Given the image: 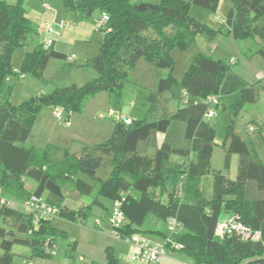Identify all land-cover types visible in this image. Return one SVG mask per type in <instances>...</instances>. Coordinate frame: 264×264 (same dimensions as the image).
Masks as SVG:
<instances>
[{
	"label": "trees",
	"instance_id": "1",
	"mask_svg": "<svg viewBox=\"0 0 264 264\" xmlns=\"http://www.w3.org/2000/svg\"><path fill=\"white\" fill-rule=\"evenodd\" d=\"M62 1L71 12L85 18L98 17L103 12L109 15L100 51L86 63L95 77L82 85L72 83L39 93L17 105L11 101L13 88L6 83L8 76L30 73L46 81L50 61L67 60V56L52 45L45 47L42 42L29 41L39 31L27 16L25 0L13 4L0 0L3 196L25 201L33 194L41 197L47 194L46 200L59 208L58 217L69 221H87L100 197L112 204L120 199L126 216L120 229L123 235L152 233L143 229L152 216L162 221L176 219L184 233L172 237L183 247L175 249L166 242L168 251L179 252L195 264H264V157L252 137L237 131V121L245 113L246 105L258 103L264 91V82L250 79L252 72L246 79L225 62L199 53L180 81L171 74L158 79L149 96L146 118H131L129 125L117 120L106 140L82 145L79 152L63 151L57 146L39 149L25 145L44 106L62 107L64 113H71L81 111L86 101L100 91L120 94L129 71L140 61L172 70L173 48H186L200 34L216 33L191 15V5L217 12L220 0ZM230 1L232 8L223 29L232 32L238 41H253L256 50L248 56L250 59L264 58V0ZM30 45L33 50L25 54L19 72L15 73L12 62L15 50ZM176 84L180 87L178 92L173 90ZM211 95L219 96L222 109L231 112L222 143L225 151L222 169L213 167L216 129L205 117L206 100ZM168 98L177 100L176 110L165 105ZM159 134L163 135L161 144ZM235 154L240 161L234 179L230 173ZM79 173L94 180V199L79 206L66 204L67 183L74 181L77 194H89L75 181ZM210 176L212 192L207 196L201 184L204 177ZM29 179L34 185L28 184ZM223 212H232L253 232L259 231L260 237L234 234L217 240ZM0 220L7 223L0 228V264H12L19 254L16 246L30 249L27 260L46 256L52 239L62 234L51 225L50 219L41 220L36 227L32 214L2 204L1 196ZM75 250L73 241L67 254L75 259V264H80L79 257L73 254ZM107 259L109 264H117L110 250Z\"/></svg>",
	"mask_w": 264,
	"mask_h": 264
},
{
	"label": "rangeland",
	"instance_id": "2",
	"mask_svg": "<svg viewBox=\"0 0 264 264\" xmlns=\"http://www.w3.org/2000/svg\"><path fill=\"white\" fill-rule=\"evenodd\" d=\"M7 1L10 2L11 0ZM58 1L59 0H46V2H43L40 0H30L27 3L25 0L24 5L25 8L27 7L26 3L30 7L43 6V4L45 3H48L50 6H52L56 5ZM145 1L154 3L161 2V0ZM187 1L191 2L192 0ZM32 2L33 4H31ZM59 2H61L60 4H62V0H60ZM60 8L65 10V7H63V5H61ZM231 8L232 3L230 0H220L217 12H213L207 8H203L197 5H191V15L203 24H206L208 27L214 29L216 31L214 35L209 36L207 34H200L186 48H173L171 50V57L174 62L172 70L158 69L146 62L140 61L138 63L139 66H136L134 69L129 71L120 94L110 91H100L86 101L81 111H75L71 113L65 111V115L75 116L76 118V120H74L73 122V128L75 130H73L74 134H72V138H74V140H70L68 138L69 132H67L68 130L70 131L72 127H69L67 129V126L63 124L64 121H61L58 117H56L54 110L55 107L44 106L41 109L31 129V137L25 142V145L31 146V143L33 142L36 145V148L46 149L48 146H57V142H60L63 143L60 146L63 151L70 150L71 152H79V147L82 145H93L106 140L110 136H101L99 138H96L94 134L96 130H98L97 132H99V128L101 127L100 124H102V122L107 124L115 122L116 124L118 118L122 115H128L137 120L146 118L150 108L149 96L151 92L156 88V81L160 77H165L169 74H171L172 77L177 81H180L199 53H204L215 59L225 62L226 64L230 65L231 70L234 73H238L244 76L246 79H248L251 75L250 79L261 80L262 82H264V58L257 56L253 59H250L248 57L250 54H252V52L256 50L253 41H238L232 32L223 29L227 15L230 12ZM66 10L67 11L62 14V17L65 18L67 14L69 17H74L73 14L75 13L71 12L69 9ZM217 16H220V18L218 19ZM65 20L68 19L65 18ZM35 26H37V24H35ZM103 35L104 33L102 31L98 33V36L100 37H103ZM38 36L39 35H32L30 37H35V42H38L40 39ZM66 49V51H68L70 55L72 53H75L76 58L74 57V60L69 62L70 65L65 64L66 60L52 59L45 73L46 81L39 79L30 73H27L28 78L22 81L20 85L6 82L7 84L14 86V96L18 97V95H20L19 92H17L19 90L17 87L19 86L22 95H24V97L30 98L32 96H35L38 91L50 92L56 87H63L72 83L82 85L95 77L94 70L86 66L87 59H84L83 57H81V55L78 54L79 52L82 53V49H84L82 46H77V48L72 49ZM19 50L20 48H17L15 50V57H17ZM232 59L235 60L234 63L231 61ZM173 90L178 92L180 91V87L176 84L173 86ZM168 96H170L169 93ZM109 101L110 107L112 108L110 110L108 108ZM165 105L170 110H176L178 107L177 100H173L171 98L166 99ZM257 106L259 107V111H255L256 113H254L253 115V113L251 112L252 107L250 105H246L245 113L237 121V131L242 134H246L247 136H249V138L252 137V140L256 142L260 154L264 157V114L261 113L264 111V91H261L260 93V99ZM111 110L115 112L114 118L109 116ZM230 118L231 112L222 109V100L219 97L218 104L216 105V115L212 118H206V121L216 129L217 144L215 145V151L212 159L213 167L215 169H222L224 166L225 151L222 147V143L224 142V139L226 137ZM239 161L240 156L235 154L233 156L232 169L230 173L231 177L234 179L237 175ZM110 170L111 167L106 169L108 173ZM75 178V181L82 184L84 190L89 194H77V192L74 190V181L67 183L65 185L67 190L66 203L69 205L78 206L81 203L86 204L88 202H92L95 193L94 180L83 173H79ZM211 178L212 177L210 176L204 177L202 179V189L207 196H210L212 192ZM33 182V180H28V184L34 185ZM75 195L77 196L76 198L74 197ZM180 195H182V190L180 191ZM46 197L47 194L44 195L45 199ZM100 199L106 203L110 202L108 199L103 197H100ZM151 218L156 219V217L154 216H152ZM95 219L96 217L93 210L90 216V224H92ZM51 221L53 223V227L63 234L54 237V239L60 242L61 240H66V249L68 248L69 243L73 242L69 240L68 233L77 236L80 235L81 231H83V227L76 221H69L58 217L53 218ZM2 226H7V223L3 220H0V228ZM219 232L220 235H222L221 229H219ZM1 241L2 238L0 237V243ZM15 250L18 253L27 251L25 247L21 246H16ZM1 253L2 250L0 248V254ZM44 258H47V256L34 257L33 264L43 263V261H41L40 259ZM12 264H24L23 256H21L20 254L15 255Z\"/></svg>",
	"mask_w": 264,
	"mask_h": 264
},
{
	"label": "crops",
	"instance_id": "3",
	"mask_svg": "<svg viewBox=\"0 0 264 264\" xmlns=\"http://www.w3.org/2000/svg\"><path fill=\"white\" fill-rule=\"evenodd\" d=\"M3 1H6L11 4L17 2V0H11L10 2L7 0H3ZM29 1L30 0H26L27 3ZM59 1L57 2L56 5H52V6H50L47 3L48 7H46L44 4L43 6H39V7H30L26 3L28 18L33 22V24L34 23L37 24L36 28L39 31L38 37L40 38L38 42H42L45 45V47L52 45V47H54L55 50L66 54L67 60L65 61V64L70 65L69 62L73 61L74 57L76 58L75 53H72L70 55L68 51H66L67 50L66 48L72 49V48H77V46H82L84 48L82 49V53L80 52L78 53L79 55H81V57L87 60L89 58L94 57L99 53L101 42L103 39V37L98 36V33L100 32H97L94 27L95 19L97 17L92 16L89 18H85L78 14H73L74 17L72 16L69 17L67 14L65 18H67L68 21L71 22V24L68 25L71 27L68 26L61 27L60 22L62 20H65V18L62 17V14H64L67 11L66 9L68 8L65 7L63 1L62 4H60L61 2ZM31 4H33V2ZM61 5L65 7L64 8L65 10L60 8ZM217 18L219 19L220 16H217ZM28 39L29 41L35 43V37H29ZM33 48H34L33 45L20 48L17 57L14 56L16 51L14 52L12 62L15 70H19L25 54L27 52L32 51ZM137 66H139V64ZM27 78H28V74H22V75H12L10 81H7V79L5 80L6 82H11L13 84L15 83L17 85H20V83H22V81L26 80ZM157 82L158 80L156 81L155 87L157 85ZM10 86L13 88L11 101L14 104L19 105L25 100L29 99L27 97H24V95H22L21 89L19 88L20 86L17 87L19 89L17 92H19L20 95H18V97L14 96L15 94L14 86L13 85ZM42 92L43 91H38L36 95ZM249 105L252 107L251 112L253 113V115L254 113H256L255 111H259V107L257 106L258 103L249 104ZM108 108L109 110L112 109L110 107V101L108 103ZM54 110L56 115L57 108H54ZM261 113L264 114V111ZM126 116L133 119V117L131 116L128 115ZM60 120L64 121L63 124L67 126V129L69 127H72V129L70 131L68 130L67 132H69L68 138L70 140H74V138H72L73 136L72 134H74L73 130H75L73 128L74 127L73 122L74 120H76L75 116L65 115L64 113L63 118ZM67 120H69V124L66 123ZM100 125L101 127L99 128L100 129L99 132H97L98 130L94 132L96 138H99L101 136L109 137L112 134L116 124L115 122L114 123L112 122L111 124L102 122V124ZM31 133L29 135V138L31 137ZM158 138L159 141H162L163 135L159 134ZM161 143L162 142H160V144ZM62 144L63 143L57 142L56 145L59 146L60 148ZM31 146L36 147V145L33 142L31 143ZM89 203L90 202L86 204ZM82 204L85 203H81L79 205ZM111 205H112L111 202L106 203L100 198H98V200L96 201V205H94L93 207L96 217L95 221L92 224H90V218L87 219V221L77 220L76 222L80 223V225L83 227V231L80 232V235L75 236L67 232L69 236V240L76 242V250L73 253L75 257L83 256L90 264H109V261L107 259V252L108 250H110L111 252L114 253L117 259V264H130L132 257L138 255L139 249L135 244L115 239L110 234L109 232L110 224L108 221V215L111 209ZM231 216H233L232 212H223L221 215V222L228 220ZM52 219L53 218L50 219V223L53 226V223L51 221ZM98 219L102 222L101 226H98L97 224ZM143 229L150 230V232L152 233L141 234V235L147 238L148 240H150L152 243L159 245L165 243L166 241L165 237H169L171 235L177 236L178 234L180 235L184 233V231H182L181 229H177L173 225L171 219L167 221H162L157 218L156 219L150 218L143 226ZM219 229L221 228L220 227L218 228L216 233V238L217 240L221 241L224 238V235L223 233L222 235H220ZM66 246H67L66 240L63 241L61 240V242L55 239L52 240L47 248V255H46L47 258L40 259L41 261H43V263L40 264H75L74 261L75 259L73 257L68 256ZM26 249L27 251L25 252H19V254L24 258V264H26V260H27L26 258H29V256L31 255L30 249L28 248ZM33 259L34 257L31 258L30 260L33 262ZM185 261L195 264L191 258L182 255L179 252L170 250L168 254L164 257L161 264H182Z\"/></svg>",
	"mask_w": 264,
	"mask_h": 264
},
{
	"label": "built area",
	"instance_id": "4",
	"mask_svg": "<svg viewBox=\"0 0 264 264\" xmlns=\"http://www.w3.org/2000/svg\"><path fill=\"white\" fill-rule=\"evenodd\" d=\"M48 7V4H44ZM109 21V15L106 12L101 13L95 19V30L97 32H101L107 28V24ZM71 22L68 20H62L60 22L61 27H65L70 25ZM50 43V42H49ZM234 63L235 60H232ZM15 70V69H14ZM18 70H15V73H18ZM21 75V74H20ZM11 76H8L7 81L11 80ZM184 94L185 91H183ZM219 96L211 95L207 98L206 103L208 104V109L205 113L206 118H212L216 115V105L218 104ZM64 116V109L62 107H58L56 110V117L62 119ZM109 116L114 118L115 112L111 110ZM105 118V117H104ZM117 119V118H116ZM118 121L124 122L129 125L132 122L130 117L122 115L118 118ZM69 124V120L66 121ZM0 196L1 203L5 204L8 207H17L24 213L32 214L34 217V222L36 227L38 226L41 220L51 219L54 217H58L59 208L51 205L44 197L33 194L30 198L25 201H15L6 196H3V189L0 187ZM173 225L177 229H181L180 224L176 219H171ZM108 221L110 224L109 232L110 234L118 240H122L128 243L135 244L138 249V255L132 257L130 264H161L164 257L168 254V249L165 246V243L168 242L172 248L180 249L182 248V244L176 242L173 239V235L167 237L164 244H154L147 238L143 237L141 234H130L123 235L120 231L121 227L124 225L126 221L125 213L122 209V200L117 199L113 202L110 214L108 216ZM98 226H101L102 222L97 220ZM222 230L223 235H241L243 237L253 236V238H259L261 233L259 231L253 232L251 228L245 225L239 218L234 215L231 216L228 220L222 221L219 226ZM175 234V233H173ZM80 264H90L83 256L79 257ZM26 264H33L31 260H26ZM182 264H193L191 262H183Z\"/></svg>",
	"mask_w": 264,
	"mask_h": 264
}]
</instances>
